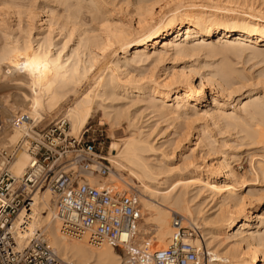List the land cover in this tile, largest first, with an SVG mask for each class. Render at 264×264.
<instances>
[{"label": "bare ground", "instance_id": "obj_1", "mask_svg": "<svg viewBox=\"0 0 264 264\" xmlns=\"http://www.w3.org/2000/svg\"><path fill=\"white\" fill-rule=\"evenodd\" d=\"M240 1V4L243 1L242 5H246L245 10L237 6L239 4L235 0L226 1L232 3L229 8L228 3L224 2L226 5L221 6L218 0H124V3L117 0H0V7H6L0 8V32L5 38L0 62L3 64L5 61H1L2 58L7 57L8 62L13 60L21 63V69H3L16 75V84H5L14 91L0 94V112L9 117V120L11 115L17 117L20 114L21 121L16 124L13 119L10 130L5 138L0 139V144L13 147L22 138L28 115L41 123L47 117H52V112L58 109L61 102L71 98L75 99L76 104L65 110L63 119L70 122L71 135L75 137L83 132L93 116L94 106L99 104L112 126L125 125L127 137L120 139L119 143H112L111 157L107 160L119 172H127L129 179L126 181L120 176L121 173L115 172H112L106 182L86 177L90 184L97 187H119L122 182L129 180V185L126 184L130 188L136 187L143 221L139 223L141 247L144 244L150 255L166 247L173 233L170 219L174 213H179L190 221H201L204 234L206 233L205 244L204 241L202 243L206 246L205 253L210 255L206 264L264 262V235L256 223V220L264 223V212L255 215L254 194L249 192V197L238 194V187L242 185L238 186L241 176L229 166L230 163L223 159L202 168L201 165L198 166V162L195 163L200 157L190 155V149L182 153L183 166L162 164L163 155L161 160L155 157L159 148L149 139L153 128L148 127L147 131L136 122L130 108L115 105L121 97L128 99L137 96L141 101L142 97L148 96L150 107L160 114H175L177 120L181 117V111L192 106L197 108L203 97L205 82L210 85L213 82L201 73L200 82L196 84L195 76L200 70L196 66L187 65L172 72L164 81L154 79L150 85L148 83L147 88L134 86L133 76L128 78L129 74H126L124 83L123 70L148 60L158 66L167 60L190 58L204 51L210 54L220 53L229 58L242 54L250 47L256 50L255 54H260L259 51L264 47V0ZM122 4L126 7L123 8ZM233 4L236 5L235 8H231ZM112 7H118L122 12L126 9L133 17L120 18ZM23 15L26 17V26L21 27L25 23L24 20L22 23ZM7 23L11 25L6 27ZM91 24H96L93 30L90 29ZM16 25L19 30L15 28ZM35 29L37 32L33 34ZM65 31L69 33L68 37L75 36L78 41L76 49L71 52L76 57L72 62V55L65 54L64 58L62 51L57 49L58 42H55V37L66 34ZM91 31L97 32V35H94L95 32H92V36L89 35ZM67 38L65 37V43ZM214 38H217L216 43ZM217 42L222 44L220 48ZM259 47L262 48L257 51ZM54 48L57 50L53 51ZM118 50L124 51L122 62L120 59H111ZM3 71L0 73L2 83L6 75ZM234 72L233 69L224 67L219 70V74L216 73L220 75L218 92L222 95L233 88L237 74ZM86 84L87 88L81 92ZM173 95L174 102L169 105ZM249 97L250 102L243 104L240 110L245 117L234 112L228 113L226 107L229 105L216 95H213V108L203 109L202 117L214 125L224 121L227 128H240V132L249 140V145L264 147V105L260 100L252 101L253 96ZM199 112L197 110L196 115ZM249 121L258 122L257 126L262 128H256ZM36 133L31 130L29 135ZM187 136L189 135L186 134ZM202 137L199 135L194 145H202V149L211 150L208 138L205 135ZM18 155L12 171L21 176L28 166L30 156L26 151ZM257 172L264 176V163L261 160ZM195 190L197 193L192 195ZM206 193L208 196L204 199L210 196H218L220 199L216 204L218 209L212 210L213 212L210 210L211 213H208L209 208L206 211L203 207L208 199L196 203V199ZM51 197L49 187L36 194L32 219L24 232L19 233L21 243L28 241L37 230L46 232L47 229L51 246L69 264H123L125 257L108 243L96 246L90 242L87 234L70 237L62 233L60 221L52 208ZM23 214L17 222H20ZM149 228L150 238L146 239L144 234ZM193 242L201 245L197 239Z\"/></svg>", "mask_w": 264, "mask_h": 264}, {"label": "built area", "instance_id": "obj_2", "mask_svg": "<svg viewBox=\"0 0 264 264\" xmlns=\"http://www.w3.org/2000/svg\"><path fill=\"white\" fill-rule=\"evenodd\" d=\"M19 116L14 123L21 121ZM68 126V121L59 119L48 129L29 135L21 147L0 144V264H69L60 259L43 230L20 242L19 233L32 219L36 194L48 187L56 198L61 232L70 237L87 234L96 246L108 243L125 257L123 264L208 262L210 255L193 242L202 241V228L179 213L172 216L173 233L167 247L150 255L139 246L142 212L137 191L90 184L87 174H110L112 164L103 156L106 140L89 130L73 137ZM20 148L26 149L30 161L23 175L17 176L12 166Z\"/></svg>", "mask_w": 264, "mask_h": 264}, {"label": "rangeland", "instance_id": "obj_3", "mask_svg": "<svg viewBox=\"0 0 264 264\" xmlns=\"http://www.w3.org/2000/svg\"><path fill=\"white\" fill-rule=\"evenodd\" d=\"M30 1H32V0H30ZM106 1L111 2V0H106ZM121 1L123 2L124 0H117V2H121ZM130 1L135 2V0H130ZM219 1L220 0H218V2ZM223 1L226 4L228 3V2H226L227 0L226 1L222 0V2ZM235 1L237 2V4H239L237 6H240L241 8L243 7L242 9L245 10L246 5L244 4L245 7H244V5H242L243 1H242V4H240L241 3L240 0L239 1L235 0ZM224 2L221 3V1H220L219 3L221 4V6H223V5H226ZM229 4H232V3H228L227 4L228 7L226 6L227 8L230 7ZM234 4L231 5V8H233V7L235 8L236 5H234ZM122 6H123V8L126 7L123 4H122ZM0 8H2V7H0ZM5 8L6 7L4 6L2 9H5ZM117 8L118 7H115V9H114L112 7V9H114V13L116 14V16H118L120 18H127V17L131 18L132 14L127 12L126 9H124L125 11L122 12V11H120L121 10L120 8H118L119 10ZM23 20L24 21L26 20L25 15H23L22 23H23ZM23 24H21L20 26L21 27L26 26L25 25L26 21ZM9 25H11V23H7L6 27H8ZM95 25L93 24L91 26L92 28H90V29L93 30V27H96ZM88 26L90 27V25H88ZM15 28L17 30L20 29L19 26L17 27V25ZM85 28L87 29L88 27L86 26ZM88 30H89V28H88ZM36 32L37 31L35 29L33 31V34ZM92 32H95V31H91L89 33V35L93 34ZM65 33L66 34L63 33L62 36L58 35V37H55V42H56V44L58 42V45H59V46L57 45V47H58L57 49H60V51H62V53L61 52L60 53H61V55H63L64 58H66L65 56L67 54H68V56L72 55L71 52L73 51V49H76L77 42H78V41H76L77 39L74 38L75 36L74 37L72 36V38L69 36L70 37V39H69V37H68L69 33L67 34V31H65ZM94 35H97V32H95ZM62 37H64V39H62ZM65 37L66 38L68 37L66 39L67 40L66 43H65ZM59 38H61V40ZM71 39H72V41H70ZM63 40H64V42H63ZM215 40L217 41V38H214V43H216ZM69 42H70V44H69ZM66 45H67V47H66ZM74 45H76V46H74ZM218 45H219V43H218ZM221 45H219V47L218 46L217 47L220 48ZM4 47H5V38H4L3 33L0 32V55L3 53ZM261 48L262 47L257 48V51H258V49L260 50ZM57 49L54 48L53 51H56ZM255 51L256 50L254 48L251 49L249 47L247 50L243 51L242 54L240 53V55H238V56L236 55V56L229 57L230 59L228 57L220 54V53L210 54V53H206V51H204V52L202 51L203 53H200L199 55L196 54L195 56L190 57V58L175 60L176 62L172 59L167 60L166 62L159 64L158 66L157 65L154 66V64L150 60H148L146 62L144 61L143 64L142 63L138 64V66L137 65L136 66L131 65L132 67L131 66H130V68L125 67L124 70L122 68V70L124 71V74H125V75H122V79L124 80V83L126 82L125 81L126 80V77H125L126 74H129L128 78H131V76H133L134 82L136 81L135 84L133 82V85L134 86L135 85H137V86L141 85L142 88H147L152 83V81L154 79L156 80L159 78V81H164L167 77H170V74L172 72L179 71V70L183 69L184 67H186L187 65H193V66H196L197 69H200V70H198L199 72L197 71L198 73H196V76H195V83L196 84H199V82H200L201 73L205 74L206 76L211 78L213 84L210 85V84H207V82H205V86L203 89V95H202L203 97H201V101L198 102V104H197L198 109L196 107L192 106V107L187 108V110L181 111L182 112L181 117L178 120L176 119L177 115H175V114H170V116L160 114L158 111H156V109H154L153 107H150L151 104L148 102L149 101L148 96L142 97L141 101H139L140 99H137V96H131L128 99L121 97L119 102H115V105L118 107L123 106V108H128V109L130 108L129 109L130 112L133 113V115L136 117V122L139 125L144 126L147 131L149 129L148 127H151L154 129V130L152 129V133L150 136L151 138H149V139L157 148H159L156 151L155 157L156 158L159 157V159L161 160L162 155H163L164 161L162 162V164L169 163L173 167L181 166V165L183 166L184 163L182 161V153H184L186 150L190 151V149H191V151L194 150L193 153L191 151L189 152L190 155L193 154L194 156L200 157L199 159H196L195 163L198 162V166L201 165L202 168H204L205 165H212V164H215L217 161H221L223 159L224 160L226 159L225 162L230 163L229 166L231 168H234L236 170V172L238 173V175L241 176L238 186L241 184L242 185L238 187L239 188L238 194L248 196V195H250V193H252V194H254V197L256 196L255 198H253V201H254L253 203L255 204L253 211H254L255 215H257V214H262L264 212V176H262V174L260 172L259 173L257 172L259 161L261 160V162L264 163V147L259 146V145H255V146L249 145V142H248L249 140H247L244 133L240 132L241 131L240 128L239 129L238 128H236V129L235 128H231V129L227 128L224 121H222L223 123L220 122L218 125H214L212 122H207L208 120L204 119L203 118L204 114H202L203 109L210 110L211 108H213V106H214L213 95L218 96L220 100L222 99L224 102H226L229 105V107H226L228 113L234 112V113H237L239 116H241L243 114V112L240 111L242 105L245 104L246 102H250L249 96H253L254 99H252V101L253 100H260L259 102L262 101L263 104L262 103L261 104L264 105V47L259 51L260 54L259 53L255 54ZM123 53H124V51L118 50V52L113 54V56L111 57L112 61H117L120 59V62H122L121 59H123V55H124ZM71 58L72 59L70 60V62H72V60L74 58L76 60L75 53L71 56ZM3 59L6 63L3 62V64H2V62H0V68H1L0 73L3 71V69L8 71L9 70L8 68H10V67L14 68V69H21V63L20 62H15L13 60H9V62H8L7 57L2 58L1 61H3ZM221 66L223 68L228 67L230 69H233V71H235L234 73H237V74H235V76L237 78L235 77L233 88L228 90V92H226L225 95L224 94L222 95L220 92H218L219 91L218 82L221 81V79H220V77H218L220 75H217V74H219L218 73L219 70L223 69V68H221ZM96 68L97 67H95L94 69L96 70ZM5 73H6L5 78H3L4 83H2L3 81L0 82V88H1L0 94L13 92L14 90L12 91V87L10 89L6 85L13 86L14 84H16V81H15L16 75L9 74V73L3 71V74H5ZM214 73L215 74L217 73L216 74L217 76H215ZM11 80H14V81H11ZM148 83H149V85H148ZM86 88H87V84L83 86L81 92L83 90H85ZM133 99H135V100H133ZM143 99L144 100L146 99V101H144ZM174 99H175V95L172 96V98H171L172 102L170 101L169 105L173 104ZM157 103L160 104L159 101ZM75 104H76L75 99H73V98H71L68 101L61 102L60 106L58 107V109H60V110L57 109V110H55V112L53 111L52 117H47V119H45L41 123L36 122L35 118H33L31 115H28L26 117L27 127L25 126L23 128L24 133L22 135V138L15 145H18V147L19 146L21 147V145H23L27 141L29 133L31 130L40 133V132L48 129L49 127H51L59 119H63V114H64L65 110L68 109L70 106H73ZM98 105L94 106L93 116L89 120V123L86 125V127L83 131L89 130V133L91 135H93L94 137L98 138L99 140H101L102 138L106 140L103 156H105L106 158H109V157H111L110 147H111L112 143H114V142L119 143L120 139L127 137V133L125 131V125H122L121 127L115 126L116 128L114 126H112L110 123V120H108L104 116V113H103L104 109L102 110V107H99L100 105L99 106ZM197 110H200L198 115H196V113H195ZM200 114H202V115H200ZM201 117H202V119H201ZM241 117H245V114L242 115ZM194 118L195 119L197 118V119L195 120ZM13 119H14V115H11L10 120H9V117L3 116L2 113L0 112V139L1 140H2V138H5L7 131L10 130V126L12 125ZM174 119H176V120H174ZM248 120H249V118H248ZM186 121H188V122H186ZM249 122H251L252 124H255V127L258 124V122H256V121H254V123L252 121H249ZM68 123H69L68 132L71 135V124H70V122H68ZM259 126L260 125H258L256 128H258ZM259 128H262V127H259ZM184 131L187 133H185ZM81 134H79L75 137H79ZM101 134H103V137ZM186 134L189 136L186 137ZM199 135H200V138L203 135H205V137L208 138L209 142L208 141L207 142L210 144V146L212 145L210 147L211 150H209L208 148L202 149L201 148L202 145H201V147L199 145L200 148L198 146L194 145V143L196 142V139L198 138ZM215 142H216V144H215ZM24 151H26L25 148H20L19 155L21 154V152H24ZM225 156H227V157H225ZM203 158H204V160H203ZM12 170H13V166H12ZM12 172H14V171H12ZM112 172L119 173V174L121 173L120 176H122V178H124L126 181H128V179H129L127 172H119L117 170V168H115L113 166L111 168L110 174L106 177H97V176L92 175V174H87L86 176H91L92 178L97 179V181H99V182H106V180L108 181V178L111 176ZM253 172H255L257 175ZM253 174H254V176H253ZM258 174L260 175L259 177H258ZM129 182H130V180H129ZM129 182H126V183H128V185H129ZM243 182H245V183L243 184ZM122 183L123 184L120 183L121 188H123V189H129L130 188V186H128L125 182H122ZM131 186H133V185H131ZM127 187H129V188H127ZM135 188L136 187L134 186V187H131L130 189L136 190ZM42 191H44V190H42ZM195 191H192L193 194L192 193L191 194L195 195V193H197V190H195ZM137 193H138V191H137ZM51 195H52L51 198L53 199L52 200V208L54 209V213H55V206L54 205H55L56 198L52 192H51ZM200 196L196 199L197 200L196 203H201V202H204L208 199L206 201L207 203L204 202L205 204L203 206L204 210H206V211H208V208H209L208 213H211L212 210L216 211V209H218V206H216V204H218V202L220 201L218 196L214 197L215 200H214V198H211L213 196H210L211 199L209 197L204 199L205 196L206 197L208 196L207 193L205 195L202 194ZM45 215H47V213ZM171 222H172V219H170V223ZM191 222H193V221H191ZM139 223H143L142 217H141V220ZM194 223H196L201 228H203L202 229L203 238L206 237L205 236L206 233L204 234L205 231H204V227L202 226L201 221L198 222L197 220L196 221L194 220ZM256 223H257L258 229H260V232L262 233V235H264V223L263 224H261L260 222L258 223L257 220H256ZM139 225L141 226V224H139ZM139 229H140V227H139ZM234 230L237 231V229H234ZM234 230H233V232H234ZM148 231L150 232V228L146 229V233L144 234V237L146 239L150 238V237H148L150 234ZM46 232H47V229H46ZM139 232H140V230H139ZM47 234L49 236L48 232H47ZM49 239H50V236H49ZM137 240H138V244L141 246L139 236H138ZM197 240L199 243H201L200 246H202L203 243L205 244V238L202 239L201 242L199 239H197ZM154 241H152V242L155 243L156 241L155 242ZM204 246L205 245H203L202 247L204 250H206V246L205 247ZM142 247L144 249L148 250L146 247H144V244L142 245ZM61 257H63V256L61 255ZM61 257H60V259H62ZM63 258L65 259V257H63ZM261 259L263 260V258H261ZM260 264H264V262H260Z\"/></svg>", "mask_w": 264, "mask_h": 264}]
</instances>
